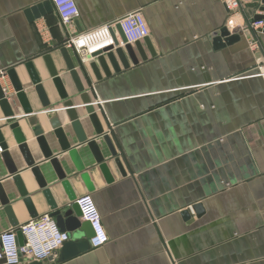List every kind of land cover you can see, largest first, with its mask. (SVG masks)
Instances as JSON below:
<instances>
[{"label":"crops","instance_id":"crops-1","mask_svg":"<svg viewBox=\"0 0 264 264\" xmlns=\"http://www.w3.org/2000/svg\"><path fill=\"white\" fill-rule=\"evenodd\" d=\"M74 1L79 11L75 33L133 12L142 14L149 30L138 48L129 45L136 64L120 46L124 64L114 55L116 70L104 55L108 76L96 60L98 77L91 63L83 65L115 154L88 124L87 142L95 141L103 160L97 163L88 144L78 143L64 112L61 123L70 150H61L45 113L54 108L60 115L62 105L42 58L50 55L63 78L59 50L66 31L50 0H0V86L14 96L5 73L14 69L32 114L24 115L16 102L13 118L45 182L39 187L0 111V156L10 154L17 169L9 176L0 158V184L9 206L6 212L0 204V235L66 211L79 222L70 231L63 219L60 228L69 239L91 237L75 204L88 194L108 242L63 260L60 248L45 261L23 258L20 264H264V32L256 34L260 50L253 51L247 27L264 17L262 0H248L234 15L221 0ZM32 8L42 10L36 19L27 14ZM229 18L230 34L246 29L240 41L225 45L212 36L227 27ZM28 61L44 86L46 109L24 68ZM63 87L69 98L76 95L70 78ZM30 117L38 120L58 170L38 148Z\"/></svg>","mask_w":264,"mask_h":264},{"label":"water","instance_id":"water-1","mask_svg":"<svg viewBox=\"0 0 264 264\" xmlns=\"http://www.w3.org/2000/svg\"><path fill=\"white\" fill-rule=\"evenodd\" d=\"M264 3V0H262ZM38 13L42 14L41 8H32L30 12L27 14L32 16V19L38 18ZM29 16V17H30ZM261 19V18H259ZM264 19V17L262 18ZM123 43L125 44V40L122 37V34L120 32V29L117 28ZM264 32V31H263ZM220 37L225 45H232L238 41H240L242 32H238L236 34H230L227 28H222V30L218 31L216 34H214L212 37ZM139 42L135 43L134 45L136 48H138ZM115 48H109L107 52L104 54L106 55L107 60L109 63L113 66V68L116 70V62L115 57L120 60L124 64V55L123 50L119 48L118 43L115 41ZM124 50L127 53V55L131 58L132 62L136 64V60L134 58V55L132 53V49L128 44L124 45ZM60 55L62 57V60L65 65V72L63 73V78H58V72L56 71V67L54 66L52 57L50 55H45L42 60L44 62V65L48 71V74L50 76L51 84L55 88L59 99L61 101L62 107L59 110H63L62 113L57 114V109L51 108L47 109L45 116L46 119L49 122L50 128L52 129L53 136L57 139L60 148L62 151H69L70 147L66 138L65 129L62 126L61 120L63 118V112L68 117L69 122L71 123L70 128L72 132L74 133L78 143L83 144L87 143L90 151L94 155L97 163H102V156L100 155V152L96 146L95 141H88L84 133V126H87L90 124L98 137H102L104 142L109 147V151L114 156L115 152L110 144V139L105 136L103 133L102 124L100 122V118L97 112V109H99V105H97V102L94 101V97L91 92L90 82L87 77V74L85 72V69L82 64L78 61V59L73 55V53H69V51L66 48H61L59 50ZM114 52V53H113ZM104 55L96 57V64L103 70L106 76L109 75V72L107 70L106 61L104 58ZM91 64V70L94 73L96 77H98L97 68L95 62H90ZM78 67H77V66ZM126 65V64H125ZM24 68L26 70V73L28 75L29 81L31 85L34 87V91L38 96V99L42 105L43 108H48L50 106V103L47 100L46 93L44 86L41 85L40 79L38 78L36 71L34 70V65L32 61H28L24 63ZM6 76L9 78L10 83L12 85V88L14 90V96H10L4 92L2 87L0 86V111L3 115V120L5 122L4 126H8V128L12 131L13 136L15 140L18 143V150L25 162V164L31 168V172L35 179L37 180L39 187L44 188L45 182L43 181V178L40 174V169L35 166L34 160L30 154L29 146L25 143L26 139L25 136L20 132V130L17 127V124L15 123V120L13 118V111L12 109L16 105V102L20 105L22 108L24 115H30L32 114L31 107L28 104V100L26 97V93L24 92V87L22 86L20 80L16 76V73L14 69L8 70L5 72ZM84 78L86 85L88 86V91L86 90L82 79L80 77ZM70 78L74 89L76 91V95L69 98L67 92L64 90L63 83L64 80ZM90 93V94H89ZM28 125L31 127V132L35 138V142L40 149L41 153L43 154L44 158L51 159L52 153L49 150L48 144L46 142V138L44 136V132L41 128V126L38 124V120L35 117H30L28 119ZM2 140V135L0 132V143ZM2 145V144H0ZM70 157L75 160V154L71 152ZM9 176H12V174L17 173V169L12 164V158L10 154L7 152L3 153L0 156ZM51 164L53 168L58 170V165L56 159H51ZM104 171H106V167L104 164H102L101 167ZM57 172V171H56ZM58 178L61 179L62 175L58 173ZM84 180H86L87 176L82 175L81 176ZM19 192L21 195H25L22 191V186L19 180V177L16 176L13 178ZM0 204L4 207V210L6 212L9 211L8 206V200L5 197L3 187L0 184ZM52 207L55 208L54 204L52 203ZM50 217H55L57 220V225L60 228L63 223V219L67 218V224L70 227V231L75 230L79 227V222L75 216L69 217L68 212H55ZM69 217V218H68ZM61 229V228H60ZM92 236V235H91ZM89 239L90 237L88 235H85L84 239L80 240H74L73 237L69 239L67 242H65L61 250L59 252L60 260L66 259L71 256L78 255L79 253H82L89 249ZM23 239L20 233L17 234V244L19 246L22 245ZM3 262V261H2ZM4 263V262H3ZM31 264H41L39 262H33Z\"/></svg>","mask_w":264,"mask_h":264},{"label":"built area","instance_id":"built-area-1","mask_svg":"<svg viewBox=\"0 0 264 264\" xmlns=\"http://www.w3.org/2000/svg\"><path fill=\"white\" fill-rule=\"evenodd\" d=\"M54 6L59 23L66 31L64 48L71 51L80 64L90 63L98 56L104 55L109 48L125 44L132 45L148 37L149 30L140 12L129 13L117 20L108 22L94 29L75 33L73 23L79 15L74 0H50ZM228 14H236L248 0H221ZM231 18V17H230ZM227 22L226 28L233 29V20ZM252 31L249 47L253 51L260 50V44L255 37L264 31V19L253 20L247 26ZM120 29L125 44L117 30ZM245 30L246 28H239ZM264 81V69L261 72ZM7 94V89L2 88ZM100 105V102H97ZM2 150L0 149V152ZM75 204L83 222L87 223L92 231L89 245L98 249L108 242V237L102 226L101 216L90 195L78 197ZM17 232L23 238L22 245L17 244ZM69 240V235L63 232L49 215H43L21 226L17 231H8L0 235V260L3 264H20L23 258L29 261H45L57 252Z\"/></svg>","mask_w":264,"mask_h":264}]
</instances>
